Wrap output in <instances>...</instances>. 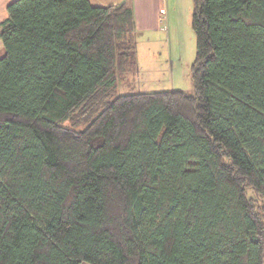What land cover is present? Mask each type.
Listing matches in <instances>:
<instances>
[{"label": "trees", "instance_id": "16d2710c", "mask_svg": "<svg viewBox=\"0 0 264 264\" xmlns=\"http://www.w3.org/2000/svg\"><path fill=\"white\" fill-rule=\"evenodd\" d=\"M192 1V94L133 91L127 0L9 4L0 264H264V0Z\"/></svg>", "mask_w": 264, "mask_h": 264}, {"label": "rangeland", "instance_id": "374dc122", "mask_svg": "<svg viewBox=\"0 0 264 264\" xmlns=\"http://www.w3.org/2000/svg\"><path fill=\"white\" fill-rule=\"evenodd\" d=\"M159 10L170 12L159 28L137 35L139 69L134 73L133 91L150 93L180 90L193 93L191 68L196 56V38L192 29V0H156ZM164 21V20H163ZM164 26L168 30H163ZM118 94L128 91L120 86ZM82 264H89L83 262Z\"/></svg>", "mask_w": 264, "mask_h": 264}, {"label": "crops", "instance_id": "0c3cea01", "mask_svg": "<svg viewBox=\"0 0 264 264\" xmlns=\"http://www.w3.org/2000/svg\"><path fill=\"white\" fill-rule=\"evenodd\" d=\"M13 0H0V29L1 24L8 18L7 8ZM93 6L108 7L116 6L125 3V0H90ZM127 4L131 5L134 10L137 35L148 29L159 28V17L162 9L159 10V5L156 0H127ZM170 14L167 11V17ZM170 16V15H169ZM5 55V48L0 39V59Z\"/></svg>", "mask_w": 264, "mask_h": 264}, {"label": "built area", "instance_id": "2783aa9c", "mask_svg": "<svg viewBox=\"0 0 264 264\" xmlns=\"http://www.w3.org/2000/svg\"><path fill=\"white\" fill-rule=\"evenodd\" d=\"M161 14L165 15L163 18H161V22H162V23H163V22H166L167 11L162 10V11H161ZM163 20H164V21H163ZM163 30H165V31L168 30V27H167V26H164Z\"/></svg>", "mask_w": 264, "mask_h": 264}]
</instances>
